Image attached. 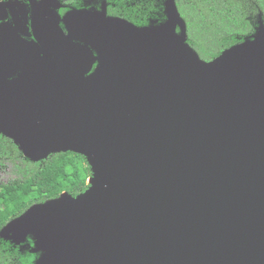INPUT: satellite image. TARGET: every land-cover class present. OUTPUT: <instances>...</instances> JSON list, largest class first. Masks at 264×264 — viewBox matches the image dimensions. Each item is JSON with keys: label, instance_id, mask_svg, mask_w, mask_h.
Here are the masks:
<instances>
[{"label": "water", "instance_id": "obj_1", "mask_svg": "<svg viewBox=\"0 0 264 264\" xmlns=\"http://www.w3.org/2000/svg\"><path fill=\"white\" fill-rule=\"evenodd\" d=\"M165 8V22L144 27L108 15L105 3L101 10L69 13L72 37L86 34L99 56L89 40L76 43L63 32L67 53L58 51L41 24L44 50L34 47L28 53L31 43L0 35V135L30 159L76 151L89 164L99 160L103 172L101 184L86 196L64 192L67 197L63 193L35 206L1 230V237L18 244L31 235L32 251L39 252L33 264H155L161 259L185 264L187 253L193 254L192 264H198L196 254L205 264H264V25L251 40L206 61L187 42L175 0H167ZM23 51L32 61L14 79L15 60ZM66 54L77 55L84 67L64 68ZM49 55H57L62 66H50ZM212 61L217 63L210 68ZM221 75L252 92L240 94L222 83ZM181 78L199 82L219 105L213 112L190 113V157L186 147L163 148L174 136L169 100L146 99L155 92L168 95ZM66 144L73 148L64 150ZM226 149L234 154L231 164L242 156L260 157L222 192ZM166 167L179 175L172 177ZM202 175H209L204 183ZM72 219L78 220L75 226ZM11 226L7 237L4 231Z\"/></svg>", "mask_w": 264, "mask_h": 264}, {"label": "trees", "instance_id": "obj_2", "mask_svg": "<svg viewBox=\"0 0 264 264\" xmlns=\"http://www.w3.org/2000/svg\"><path fill=\"white\" fill-rule=\"evenodd\" d=\"M84 8L101 10L103 3L111 16L123 17L138 27L166 21L167 0H83ZM185 20L187 42L206 61L219 57L233 46L244 44L264 25V0H175ZM78 10V9H75ZM81 10V9H79ZM0 162L14 165L17 176L0 181V208L11 212L0 217V232L9 223L26 217L32 208L59 198L86 191L92 176L85 155L76 151H55L39 160L26 157L10 138L0 135ZM21 200L19 205L15 201ZM29 235L18 244L0 236V264H33L39 252H33Z\"/></svg>", "mask_w": 264, "mask_h": 264}, {"label": "flooded vegetation", "instance_id": "obj_3", "mask_svg": "<svg viewBox=\"0 0 264 264\" xmlns=\"http://www.w3.org/2000/svg\"><path fill=\"white\" fill-rule=\"evenodd\" d=\"M62 2L63 4L59 6L55 0H0V4H3L0 6V29L3 27L0 31V35H5L7 33L14 34L17 40L22 39L24 43H31L30 46L27 47L28 49H25L29 50L28 53H30V49H33L34 47L44 50V48L40 46L39 41V36H43V33L40 31V35H38V26L41 24V27L46 30L45 34L55 43L58 51L67 53L66 49H68V46L63 44L66 41L61 39L63 32L76 43L84 44V42L89 40V46L93 55H101L94 45H92L93 42H91L89 38H86V34L85 37L83 36V39L77 38L79 36L72 37L71 34H74V32L70 30V27L66 22V17L69 15V12L76 11L75 9H78L79 11V9L84 8V1L62 0ZM57 16L59 18L58 24L56 23ZM50 19H53V21H50ZM58 25L62 30H58ZM42 36L41 39L46 43V40ZM90 42L92 44H90ZM45 55L46 53H42L37 59L40 61ZM30 56L25 51L17 56L18 59L15 60L16 69L14 79L19 78L21 69L27 67L29 62L32 61ZM63 60L65 64L64 68L69 67L71 70H75L84 67L81 58L77 55H63ZM47 63L50 66H62L60 58L57 55H49ZM37 64L39 63L37 62ZM48 64L47 67H50ZM99 64L100 61L97 60L93 64L90 73L94 72ZM64 68L51 69L49 71L52 72L53 70H56L61 72Z\"/></svg>", "mask_w": 264, "mask_h": 264}, {"label": "bare ground", "instance_id": "obj_4", "mask_svg": "<svg viewBox=\"0 0 264 264\" xmlns=\"http://www.w3.org/2000/svg\"><path fill=\"white\" fill-rule=\"evenodd\" d=\"M216 61H212L209 64H207L208 67L213 68L216 65ZM219 79L222 83L234 85L235 90H237L240 94H249L252 92V90L243 88L239 82L229 81L224 76H220ZM93 81L90 82L92 85ZM205 88L198 82L192 81L191 79H188L186 81L185 79H179L176 84L173 86V88L169 91V94L155 92L151 93L149 96L146 97L147 100L152 101H158V100H164L167 98L169 100V108L173 113V125H174V136L173 139L170 142H167L166 146L163 147L165 150L173 151L174 149L178 147H186L188 149L187 157H190L189 150H190V139H189V121H190V113L198 110V109H207L208 111H215L219 109V105H216V103L212 102L208 99V94L206 93ZM207 95V101H205ZM228 113V110L226 111ZM217 133L220 136L219 130H217ZM73 146L66 144L63 146L64 150L72 149ZM203 156V155H201ZM104 157L106 159L113 158L114 160H119L120 156L117 154L111 155V154H105ZM260 155L254 156V157H247L242 156L237 161L231 164V162L234 159V154L231 151V149H226L224 153V165L220 173V186L222 192L227 191L232 186H235L239 180L241 173L249 166L250 164L254 163ZM133 161L140 163L141 161L137 158H131ZM154 167H165V165L161 163H153ZM169 170V174L172 177H176L179 175L178 172L173 167H166ZM202 182H206L209 179V175H202L200 176ZM89 181L93 182L94 177H89ZM174 181L168 180L165 183L170 184ZM185 192L190 197H195L194 191L187 187L185 189ZM77 219H72L70 225L75 226L77 224ZM186 262L185 264H192L191 261L193 259L192 253H187L185 256ZM196 260L198 264H205L204 258L196 254ZM155 264H171L165 259H161L155 262Z\"/></svg>", "mask_w": 264, "mask_h": 264}, {"label": "rangeland", "instance_id": "obj_5", "mask_svg": "<svg viewBox=\"0 0 264 264\" xmlns=\"http://www.w3.org/2000/svg\"><path fill=\"white\" fill-rule=\"evenodd\" d=\"M55 2L60 6L61 4H63L62 0H55ZM74 11H71L69 13H73ZM10 39H7V41H9ZM91 159V158H90ZM89 159V160H90ZM91 167H92V170H93V175L95 176L96 178V181L93 182V184L91 182H89L88 180V183H91V188L89 190H87L86 192H83L82 194H80V196H78L79 198L81 197H84V195L86 196L88 193H91V191L98 187L102 180H101V173L102 172V168H101V165H100V161L98 160H93L91 159ZM100 173V175L97 177V175ZM15 176H17V174H15V171H14V165L11 164V163H4V162H0V181H7L9 179H12L14 178ZM64 197H67V193H64L63 194ZM21 202V200H17L15 201V204L16 205H19ZM11 212V207H8V206H1L0 208V217H4L6 215H8L9 213ZM13 231H14V226H11L9 228H7L4 233L6 234V236H10L13 234Z\"/></svg>", "mask_w": 264, "mask_h": 264}]
</instances>
